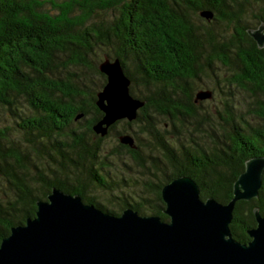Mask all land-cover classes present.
I'll return each instance as SVG.
<instances>
[{"label":"trees","instance_id":"1","mask_svg":"<svg viewBox=\"0 0 264 264\" xmlns=\"http://www.w3.org/2000/svg\"><path fill=\"white\" fill-rule=\"evenodd\" d=\"M260 23L264 0H0V121L13 124L0 126V242L35 216L52 188L108 214L130 208L162 221L160 189L180 176L197 184L201 200L227 203L245 162L264 156V48L247 34ZM99 52L120 61L130 95L144 102L134 121L116 122L104 137L91 129L106 82ZM214 65L228 71L225 87L251 99L242 111L232 95L216 111L194 102L190 85L202 74L216 77ZM118 124L137 126L135 149L118 141L104 148L112 133H124ZM142 147L154 154L148 167ZM124 155L148 180L138 200L124 199L116 211L86 193L112 192L105 161ZM255 208L264 218V172L258 197L234 205L236 241L250 240Z\"/></svg>","mask_w":264,"mask_h":264},{"label":"water","instance_id":"2","mask_svg":"<svg viewBox=\"0 0 264 264\" xmlns=\"http://www.w3.org/2000/svg\"><path fill=\"white\" fill-rule=\"evenodd\" d=\"M199 16L210 20L212 13L202 10ZM247 34L264 48V23ZM97 69L106 82L95 100L102 116L91 129L104 137L116 122L134 121L144 102L130 95V80L117 58L104 57ZM210 98L209 91L197 92L194 102ZM117 141L136 148L128 134ZM263 172L264 156L248 159L225 204L201 200L197 184L187 176L171 180L160 189L168 221L130 208L108 214L79 195L52 188L46 200L36 202L35 216L1 240L0 264H264V218L258 209L247 243L236 241L229 229L235 203L258 197Z\"/></svg>","mask_w":264,"mask_h":264},{"label":"rangeland","instance_id":"3","mask_svg":"<svg viewBox=\"0 0 264 264\" xmlns=\"http://www.w3.org/2000/svg\"><path fill=\"white\" fill-rule=\"evenodd\" d=\"M256 27L257 25L254 28ZM214 28L217 29V26H214ZM98 56L103 58V54L101 52H99ZM89 60L90 62H93L95 60V57H91L89 58ZM69 72L76 75L83 73L80 69L76 68L70 69ZM226 72L228 73V71L221 65H214L213 73L216 75V77H208L202 74L199 76L198 80L195 83H192L190 85L191 91L194 95L197 92H211L210 99L198 101L197 103H201L204 108H208L211 111H216V109H219L221 107L220 101L228 97L229 95H232L235 102H237L239 105L238 112H240L243 110L244 106L251 102V99L248 98L244 92L234 87H225L226 85L224 86L225 83L222 80V76H228ZM134 90L139 94H142L144 92L139 85L135 86ZM1 125L12 126L13 124L10 121L1 120L0 126ZM77 126L78 125H73L72 127L74 128ZM78 129H80V127ZM137 130L138 128L136 125L132 126L131 128H127L123 124H118L116 127L117 132H124L122 134L130 135L134 140V145L137 144V142L133 132ZM114 134L115 133H112L103 141L104 148L110 149L117 143V136H115ZM136 134L140 136L139 133L136 132ZM142 137L141 138L143 142L141 143L143 144L145 142V137ZM140 154L142 157H144V159H146V161L149 160L146 163V167L150 166L151 159L148 158H150V156L153 157L154 154H151L150 152L148 153L143 147L140 150ZM121 159L122 160H120V158L109 157L107 161H105L108 163L107 166L110 175L109 179H105L104 181L107 185H110L112 192H107L105 190L89 186L86 193L88 196L93 197L100 204L108 206L109 208H112L116 211H118L119 207L124 202V199H126L128 202H132V198L134 200H138L136 199V196L140 192L141 184H143L145 180H148V176L144 174V176H142L139 173L140 169L128 156L124 155L123 157H121ZM148 198L151 197L148 196Z\"/></svg>","mask_w":264,"mask_h":264}]
</instances>
